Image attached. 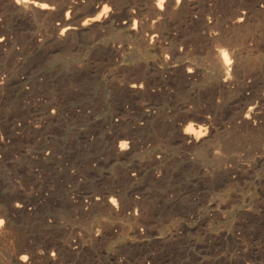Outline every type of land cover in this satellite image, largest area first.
I'll return each instance as SVG.
<instances>
[{"label":"bare ground","instance_id":"bare-ground-1","mask_svg":"<svg viewBox=\"0 0 264 264\" xmlns=\"http://www.w3.org/2000/svg\"><path fill=\"white\" fill-rule=\"evenodd\" d=\"M57 60L65 77H89L96 101L106 108L102 119L93 117L95 130L89 142L98 143L106 158L121 166L113 177L103 178L107 186L102 191L86 195L68 190L62 199L54 196L58 185L43 182L48 170L59 165L61 149L46 133L78 111L65 107L60 97L46 96L50 84L46 74L30 78L42 64ZM154 129L161 146L148 149L147 169L132 165L141 136L155 133ZM241 149L263 154L252 164L229 159ZM175 154L181 156L178 168L183 174L185 170L189 177L224 181L230 189H238L251 168L264 159V0H0V264H57L91 254L113 238L130 245L141 243L148 237L146 220L159 212L151 198L147 201L138 194L136 184L142 179L164 180ZM14 160L21 162V169L17 168L21 175L4 183L3 175ZM85 163V169H94L93 163ZM77 174L68 176L72 180ZM228 201L239 217L250 211L236 194ZM54 204L74 209L84 222L106 219L97 227L82 228V235L57 234L52 231ZM27 228L37 230V236ZM41 235H49L50 240L40 242Z\"/></svg>","mask_w":264,"mask_h":264},{"label":"rangeland","instance_id":"rangeland-1","mask_svg":"<svg viewBox=\"0 0 264 264\" xmlns=\"http://www.w3.org/2000/svg\"><path fill=\"white\" fill-rule=\"evenodd\" d=\"M57 64H59V66H56ZM44 65H46V64H44ZM44 65L43 64L41 65V67L39 68L40 70L37 69V70L32 71L30 74V78L33 79L35 77V75H37L38 73L44 74V75L46 74L47 75L46 77H47L48 81L50 82V84H48V90H47L48 93H46V96L49 98V95H50L49 99H51V100L54 99V97L56 99H59L58 97H60L62 99H59V100L62 101V104L65 107L71 106V107H73V109L75 111H78V112H75V115L74 114L70 115V116L68 115L69 117L67 116V117L63 118L61 120L62 122L58 121L51 128H49L47 130V133H46L47 138L49 137V140L52 141L53 143H55L58 146V148H61V149H59V151H58L59 156L57 158V164H59V165H56L55 167L50 168L48 170L47 174L48 173L49 174L43 182L48 183L50 180L51 182H49V183L58 185L59 191L57 193H55L54 196L57 197L59 195V197H57V198H61V199L64 197L63 196L64 192L68 191V190H70L73 193L79 192L81 194H86V195H88L89 193H92V192L102 191L103 187L107 186V183L104 182V179L113 177L114 172H116L121 167L119 164H116L114 161H109L110 159L106 158L104 153L101 151V148L98 145V143L91 142V141L89 142V137L94 136L93 131L95 130L93 128L94 127L93 117H95V115H97V117L102 119V117L106 111V108L103 107V105H101V103H100V105H101V107H100L99 103L96 101V99L94 97V88H93V85L91 84L88 76L82 77L80 79H74V80L70 77L69 78L65 77L63 75V72H61L59 70V68H60L59 60H57L56 62H53L51 64H48L46 66H44ZM54 67H56V68H54ZM49 72H51V73H49ZM61 75H63V76L58 78V76H61ZM50 76H52V77H50ZM48 77H50V78H48ZM56 78H58V79H56ZM76 80L80 81V83H84V81L86 83H84V85H82L79 82L76 83ZM70 81H72V82H70ZM51 82H52V84H51ZM53 82H55V83H53ZM56 82H59V83L57 84ZM60 83H62V84H60ZM65 83H67V84H65ZM54 84H56V87L54 86ZM68 84H70V85H68ZM71 84H73L74 87L77 86V88L75 87V89H74L73 85H71ZM79 85L83 86V87H81L82 89L79 87ZM62 86H64V87H62ZM70 86H72V87L70 88ZM63 89H65V90H63ZM81 90H82V92L84 90L85 91L81 94ZM79 91H80V93H79ZM76 93H79L80 95L76 94ZM89 93H91V94H89ZM60 94H61V96H60ZM84 94H85V96H83ZM88 94H89V96H88ZM74 97H76V98H74ZM63 98H67V99H64L66 101H64ZM82 98H83V100H82ZM92 99L94 100V102ZM12 101L15 102L14 104H17V101H15V100H12ZM64 102H66V103H64ZM68 102H70V103H68ZM88 102H90V103H88ZM92 102L94 104H91ZM96 102H97V104H96ZM83 103H85V105H87V106H85ZM94 105H96V108L94 107ZM81 106L82 107L85 106L84 110L82 108H80ZM89 106H90V108H89ZM91 107H93V108H91ZM79 108L82 111L79 110ZM98 108L102 111H100ZM90 109H91V112H90ZM95 110H98V111H95ZM84 112H86V113H84ZM84 115H86V116H84ZM76 117H78V118H76ZM72 118H75V120L77 119L78 121L77 120L75 121ZM79 120H81V125H80ZM74 122H76V123H74ZM62 124L65 126H63ZM76 125H78V126H76ZM71 128H72V132H71ZM75 128L77 131L75 130ZM87 131H90V132H87ZM70 132L73 134H71ZM154 132L155 133H153V132L145 133L141 136V138H140V141H142V142H140L142 144L141 148H140L141 151L139 150L137 155L132 159V161H131L132 165H135V166L137 165L136 167L147 169L146 165L148 166V160L146 158V155H147L148 149L155 148L156 146H161L160 142H158L159 140L157 139V136H156V129H154ZM74 133H76V134L74 135ZM88 133H91V135ZM148 134H150V135H148ZM73 135H74V138H73ZM79 136H82V137L80 139H78ZM149 138L151 139L150 142L147 141V140H149ZM82 139L85 141H83ZM68 141L70 143H68ZM155 142H157V143H155ZM93 143L95 146L92 145ZM151 143L153 145L154 144H156V145L152 146ZM147 144L149 147H147ZM93 146L94 147L99 146V147L94 148ZM96 149H98V150H96ZM258 152H259V150L255 151V149L253 151L252 150L247 151L245 149H243V150L241 149V150L237 151L236 153H234V156H231V154H229L228 157H229V159H232V158H235L238 160L241 159L240 161L243 163L252 164L253 159L255 161V158H258V157L262 156V154H263V153H261V151L259 153ZM240 153H242V155ZM245 153H248L249 155L245 154ZM88 156H91V157H88ZM248 156H249V158H248ZM95 157H97V158H95ZM173 157H175L176 160ZM92 158H94V159H92ZM107 159H108V161H107ZM171 159L172 160L174 159L173 160L174 161L173 167H172V169L170 167L168 175L164 180H162L160 182H154V181H151L149 179H142L139 181V183L137 182V184H136L137 185L136 189L138 191V194L139 195L142 194L141 196H143V198L147 201H149L148 199L151 198L150 201L154 202V204H155L154 207H157L156 209L159 212V215L155 219H149L148 218L146 220V226L147 227L145 226V228L147 229L148 237H146L141 243H137L136 245H134V244L130 245L128 243H125V241L122 242V239L113 238L110 240H106L105 241L106 245H105V242H102V244H99L98 246H96L95 247L96 250L93 253H91L92 255L91 254H88V255L85 254L82 257H77L74 259L73 258H70V259L65 258L64 261L63 260L61 261V263L62 264H86V261H87V264H94V263L99 264V262H100V264H239V263L245 264V263L251 261V263H253V264H264V207H263L264 206L263 205L264 204V189H263L264 183H262V182H264V167H262V166H264V162H263L264 159L262 160L263 163L261 161L260 162L258 161L253 166V168H251L252 170L250 171V174H253V175H250V174L247 175V178L244 181H242L243 183L241 182L240 187L238 188L239 190L238 189H230L229 185L227 183L225 184L224 181L217 183L218 181L216 182V180H213V178L210 179L208 176H205V177H207L209 179H206L204 177H202V178L201 177L200 178L189 177L190 173L188 174L184 170L185 173L183 174L182 173L183 170H181V167L178 168L180 166L179 161L181 159V156L179 154H175L171 157ZM80 160H82V161H80ZM256 160H258V159H256ZM89 161L91 162V164L93 163L92 165H95L94 169H92V170L85 169L86 168L85 162L89 163ZM140 161L141 162L143 161L144 163L140 164L141 163ZM14 162H15V164H11V169L9 168L8 171L3 175V180L1 179L4 183H10V182H12L13 178H15V180H16L17 176L21 175L19 173V169H17L18 167L21 169V162L19 160H14ZM82 163L85 165H83ZM61 164H64V165H61ZM77 164H79V165H77ZM144 164H145V166H142ZM12 166L13 167L15 166V167L12 168ZM60 166L63 168H61ZM83 166H84V168H83ZM116 167H118V169ZM256 167H258V168H256ZM259 167L262 169H260ZM68 168H69V170H67ZM115 168H116V170H115ZM78 169L80 170V172H79L80 174L76 173L78 171ZM176 169H177V171H176ZM179 169H180V171H179ZM13 172L15 174L17 173L16 176ZM69 172H70V174H73V176H75V174H77L78 175V176H76L77 178L75 179V177H74V179L71 180V178H69V176H68ZM11 173L13 175H11ZM52 173H53V175H52ZM64 174H66V175H64ZM95 174H97V175H95ZM173 174L176 177H173ZM49 175H50V177H49ZM182 176L184 178L188 177V178H186V181L183 180L184 178ZM252 176L254 178H251ZM11 177H13V178H11ZM196 178H198V179H196ZM178 179H180V180H178ZM172 181H173V184H172ZM197 181H200V182H197ZM212 181L214 182L215 185L213 184ZM189 182H191V183H189ZM202 182L205 183V185ZM254 182H256V183H254ZM157 183H161V185H159ZM220 183L222 185H220ZM183 185H184V187H183ZM241 185L244 187H242ZM151 186H152V188H151ZM185 186H187V187H185ZM220 186H223V187H220ZM188 187H189L188 190L184 189V188H188ZM216 187L218 189L221 188L220 189L221 192ZM172 188H173V190H172ZM192 188H193V190H192ZM211 188H212V190H211ZM208 189H209V191H208ZM213 189H215V190H213ZM212 191H213V193H212ZM170 192L175 194L174 197H170L173 195ZM181 193H183V194H181ZM233 194L234 195L236 194V196L243 199L245 205L247 206V208L250 209L251 212L247 211L246 213H244L245 216L243 215L242 217H239L240 212L234 208H231V205L229 204L230 202L228 201V200H230V198L232 197ZM149 195H152V196H149ZM230 195H231V197H229ZM187 196H189L191 198V200H190V198L187 199ZM192 197H193V199H192ZM172 198H173V200H171ZM219 198H222V199L218 200ZM225 198H227V200ZM246 198H247V200H246ZM254 199H256V200H254ZM204 200H206V201H204ZM216 200H218V201H216ZM190 201H192V202H190ZM225 201L227 202V204ZM198 202H200V203H198ZM171 203H173V204H171ZM200 204H202V205L200 206ZM62 205H65V204H61V205L54 204V206H52V208H51L52 217H53L54 223H55L54 224L55 226L52 229V231L57 232V234H60V233H61V235L63 233L67 234V232L69 233L71 231V233L73 232L74 236H76V235L78 236L79 233H80L79 235H82L84 233V231L86 230L87 225H92L93 227H97V225L102 224L104 222L103 220L106 219L104 217H96L94 219L88 220L87 222H84V221L80 220V218L78 217L79 216L78 213L76 214V211L74 209H72L68 206L63 207ZM163 205H164V207H163ZM179 205H180L179 209L181 211H179V209H178ZM192 205H194V206L192 207ZM225 205H226V207H224ZM253 205H254V207H253ZM181 206H183V207H181ZM62 207L63 208L66 207V209L63 210ZM165 207H167V208H165ZM170 207L173 209H171ZM184 207L186 208V210ZM194 207H196V208H194ZM163 208H164V210H163ZM195 209H196V212L194 211ZM173 210L177 213H175ZM183 210H184V212H182ZM165 211H167L169 214H167ZM190 211H191V213H188ZM172 212H173V214H172ZM221 212H224V214L222 213L223 214L222 215ZM180 213H182V215ZM195 213H196V215H194ZM248 213L249 214L251 213V214L249 215ZM206 214L209 215L210 217L207 216ZM215 214H216V216H215ZM217 214L218 215L220 214L219 215L220 217ZM166 215H169L170 217L166 216ZM213 215H214V217H213ZM184 216H185V218H184ZM192 216L194 217L193 219H192ZM204 217L207 219H205ZM165 218H166V220H165ZM178 218H179V220H178ZM247 218H248V220H245ZM56 219H58V220H56ZM187 219L188 220L190 219V220L188 221ZM200 219H203V220H200ZM208 219H209V221L211 219H213V220H212V222L210 221L211 222L210 223L209 221H206ZM236 219L242 220L243 222L242 221L239 222ZM61 222L64 225L60 224ZM151 222H153V223H151ZM173 222H176V223H173ZM206 222H208V224H206ZM232 223H234V224H232ZM68 225L72 226V227H69ZM115 225L118 226V224H115ZM181 225H183V226H181ZM236 225H237V227H236ZM60 227H62V228H60ZM151 227H152V230H154V229H156V230L152 231ZM172 227H173V229H172ZM208 227H210V228H208ZM215 227H217V228L215 229ZM218 227H219V229H218ZM64 228L68 229V231H66ZM74 228H75V230H74ZM82 228L85 230H83ZM174 228H175V231H174ZM177 228L180 231H178ZM55 229L57 231H55ZM117 229L118 228H115L116 231H118ZM26 230H27V232L32 231L31 233L32 234L34 233V235L37 236V234H35V233H37V230H34V229L30 230L29 228H27ZM63 230H65V231L63 232ZM213 230H214L215 235L212 233ZM215 231H216V233H215ZM221 231L223 233V236H222ZM74 232H76L78 234L75 235ZM238 232H240V234ZM242 233H243V235H242ZM152 234H154V235H152ZM150 235H152V236H150ZM234 235H236V237ZM169 236H171V237H169ZM41 237L42 238L46 237V238L42 239ZM168 237H169V239H168ZM161 238H164V240L163 239L161 240ZM46 239L50 240V236L49 235L39 236L40 242H46L47 241ZM151 240H153L154 242ZM158 240H159V242H158ZM115 247H117V248L115 249ZM118 248H119V250H118ZM103 249L105 251H103ZM110 251H111V253H110ZM97 252H99V253H97ZM112 252H114V253H112ZM101 254H103V255H101ZM86 255L88 258L86 257ZM79 258H80V260H79ZM81 258H83V259H81ZM78 261H79V263H78ZM101 261H102V263H101ZM240 261H242V262H240ZM61 263L58 262L57 264H61Z\"/></svg>","mask_w":264,"mask_h":264}]
</instances>
